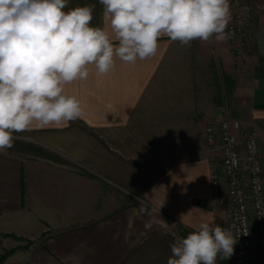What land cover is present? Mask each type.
<instances>
[{
  "label": "crops",
  "instance_id": "obj_1",
  "mask_svg": "<svg viewBox=\"0 0 264 264\" xmlns=\"http://www.w3.org/2000/svg\"><path fill=\"white\" fill-rule=\"evenodd\" d=\"M250 1L244 68L228 39L181 46L164 36L155 56L116 58L104 76L90 66L66 85L83 118L14 133L0 153V255L12 250L0 264H167L173 221L185 237L220 223L206 125L225 109L258 132L264 156V0ZM92 4L91 25L103 26L99 0H68L65 11Z\"/></svg>",
  "mask_w": 264,
  "mask_h": 264
},
{
  "label": "clouds",
  "instance_id": "obj_2",
  "mask_svg": "<svg viewBox=\"0 0 264 264\" xmlns=\"http://www.w3.org/2000/svg\"><path fill=\"white\" fill-rule=\"evenodd\" d=\"M68 0H0V153L14 133L61 127L85 115L66 85L157 54L161 37L190 46L229 38V0H99L103 26H92L95 5L65 11ZM175 226V223L172 224ZM237 243L230 230L200 222L170 244L167 264H217Z\"/></svg>",
  "mask_w": 264,
  "mask_h": 264
},
{
  "label": "built area",
  "instance_id": "obj_3",
  "mask_svg": "<svg viewBox=\"0 0 264 264\" xmlns=\"http://www.w3.org/2000/svg\"><path fill=\"white\" fill-rule=\"evenodd\" d=\"M226 28L238 68L250 50L253 7L250 0H232ZM211 192L226 204L228 230L237 239L232 264H264V156L260 135L222 109L205 128ZM175 223L173 227L172 224ZM173 235L180 234L176 221Z\"/></svg>",
  "mask_w": 264,
  "mask_h": 264
},
{
  "label": "rangeland",
  "instance_id": "obj_4",
  "mask_svg": "<svg viewBox=\"0 0 264 264\" xmlns=\"http://www.w3.org/2000/svg\"><path fill=\"white\" fill-rule=\"evenodd\" d=\"M20 137H23V141L24 142H27V136H20ZM21 140V141H22ZM20 141V140H19ZM226 202V201H225ZM224 202V203H225ZM225 210H226V204H225ZM220 223L219 224H217V225H220L222 228H228V222H227V217H226V212H225V215L222 217V219L219 221ZM178 229H179V232H180V234H179V236L180 237H185V232H184V228L182 227V226H178ZM172 234H174L173 232H172ZM174 237H176V236H178L177 234L176 235H173ZM222 260V259H221Z\"/></svg>",
  "mask_w": 264,
  "mask_h": 264
},
{
  "label": "trees",
  "instance_id": "obj_5",
  "mask_svg": "<svg viewBox=\"0 0 264 264\" xmlns=\"http://www.w3.org/2000/svg\"><path fill=\"white\" fill-rule=\"evenodd\" d=\"M7 234L0 232V236H6ZM12 250L6 251L4 254L0 255V262H2L10 253Z\"/></svg>",
  "mask_w": 264,
  "mask_h": 264
}]
</instances>
